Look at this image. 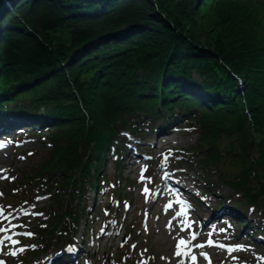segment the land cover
Instances as JSON below:
<instances>
[{
  "label": "trees",
  "instance_id": "16d2710c",
  "mask_svg": "<svg viewBox=\"0 0 264 264\" xmlns=\"http://www.w3.org/2000/svg\"><path fill=\"white\" fill-rule=\"evenodd\" d=\"M228 1L0 0V137L45 133L52 148L10 195L52 198L41 237L61 248L82 221L89 232L90 192L110 182L119 202L127 197L125 133L145 141L190 127L195 148L173 159L200 168L218 209L264 240V31L232 19L212 49L194 20L213 15L222 26L231 16L218 6ZM63 28L70 42L55 44L50 34ZM192 199L199 212L210 208Z\"/></svg>",
  "mask_w": 264,
  "mask_h": 264
},
{
  "label": "rangeland",
  "instance_id": "374dc122",
  "mask_svg": "<svg viewBox=\"0 0 264 264\" xmlns=\"http://www.w3.org/2000/svg\"><path fill=\"white\" fill-rule=\"evenodd\" d=\"M223 6V4L218 6L219 15L223 14L224 17L229 14L231 17H228L222 23V26L219 22V25H216L217 19L213 15H208L202 19L194 18L198 29H200V33L204 34L203 37L205 39L211 37L212 49H214L215 45L213 43L214 40L220 41L223 39L222 35H224L223 32L226 24L230 25L232 19L235 20L236 25H239V28L242 27L240 24L243 25L246 21L249 22L250 20L255 23L253 26L254 29L257 27L259 30L264 31V0H229L227 5L224 6L225 8ZM249 13L251 16H248ZM244 14L247 18H244L245 16L241 17ZM245 24L248 23L246 22ZM204 30L209 31V34L207 32L208 36L206 33H203L205 32ZM217 35H220V39H215ZM50 37L55 44H68L70 42V35L66 28L61 29L60 32L51 33ZM184 128L164 138L156 137L154 139H148L149 143H145L144 148H151V159L149 160L140 156L132 148L131 153L126 156V163L123 168V184H130V188L128 186L123 187V195L127 196V194H130V198H132L131 202L124 203V208L127 207L126 217H122L121 219V215L119 216L123 223H114V220L110 219L114 217H107L109 214L104 209L108 202L112 204L110 198L113 185H110L106 196L102 197V200L96 195L98 198L97 204L99 206L103 205V209L98 212L99 215L97 218L90 220L89 225L91 224L93 226V237L88 236L89 239L83 237L85 235V225L82 223L79 233L74 240L76 251H67L66 255L72 254L67 257L64 255V248L60 252V256L66 257L65 262H68V264H143L146 261V264H179V261L183 260L185 264H189V261L191 262L190 256H184L183 254L180 257L175 256L176 244L181 239H184L189 242V246L187 245V249L182 248V251L191 250V254L196 255L200 259L197 264H209V260L210 264H264V248L260 252L259 250L261 249L253 250L246 246L248 243L247 240L253 242L257 238L252 239L248 235H244V233L241 236L239 235L238 238H235L231 230L228 229L230 227L225 222L226 218L223 215L218 214V216H215L209 212L201 216L198 212H195V209L190 208V210L187 209L185 211L183 216L173 219L176 213L181 211V205L177 203V200L182 199L179 191L183 189L187 193L195 194L202 200H206L213 210L218 209L217 197L208 196L202 192L200 180L204 178L202 177L200 168L194 166V169L192 168L193 170L190 173L185 171L184 175H178L180 172L176 174L170 173L172 161L169 156L173 154L171 151L175 148H195L198 141V132L195 129L190 127ZM187 128H190V130ZM44 134H41L37 139L23 138L14 141L10 140L19 137L16 135L9 139L11 143H8L9 140L6 142L4 153H0V170H6L0 171V176L8 177L7 179H0L1 204H4L6 201H4L5 194L9 192L10 187L14 186V188H17L16 191H18L20 186L22 187L21 184L23 182H27L28 184L26 179H28L29 175H33L38 167L49 159V153L52 148L46 139L47 134ZM29 153H32V155H29ZM20 157H24V159H20ZM164 157H168L167 163L163 162ZM150 161H153L151 167L149 164ZM108 162L107 168L109 174H116L115 165L111 158ZM142 169H144L145 179L140 181ZM150 172H153L152 183H149L150 178H148ZM13 177L15 179H12ZM170 183H173L175 186H170ZM145 187L148 188L147 193L143 191ZM24 189H29L28 193L30 195L33 193L32 185H28ZM220 191L224 195L230 194L226 188H222ZM37 195L40 196L41 193ZM41 197H46V199H33V204L29 207H21L13 212L12 214L16 216L14 219L4 220L0 218V226L5 228H9L14 222L18 224L16 229L13 228L11 231L3 234L11 235L13 239H19L21 241L19 245H12L9 241H5L7 247L0 246L2 249L0 251V258H3L5 264H24V258L30 256H33L36 260L28 264H52L51 261L54 262L57 257H60L53 251V242L51 243L49 240L37 236L22 240V237L26 238L27 236H17L15 233L16 231H34L35 228H38V222L32 220V218H42L41 220L47 221L46 216L50 212L48 208L52 209L54 204H52V198L50 196ZM238 197L236 195L234 198L238 199ZM90 198H95V193L92 191L90 192ZM168 204H172V207L166 208ZM113 206L117 208L116 204H113ZM94 207L95 205L90 202L88 205L89 219H91ZM40 208H44L43 215H35L34 213H38ZM121 212L126 213L123 210ZM217 212L219 213V210ZM169 221H171V227H167ZM193 221L195 223H191ZM185 223H190L191 227L181 231ZM212 225H216L217 229H228L226 233L214 232L212 236L214 241L225 242L232 246L238 244L246 247L230 255L225 250L218 249L217 247L206 246L203 249L194 248L195 244L204 243L209 239L208 232L212 231ZM193 232L198 234L195 241L191 239ZM226 236L228 237L227 239H225ZM85 239L86 241H84ZM25 243H34L36 249L33 247H25ZM44 245L49 248V251L45 253L41 252V256L37 259V256H35L36 251H38L37 248L40 250ZM18 247H25V251L23 253L17 252L15 256L12 255L11 253L16 251ZM201 251L208 254L209 260L200 257L199 253ZM121 254L127 257L126 261L122 260Z\"/></svg>",
  "mask_w": 264,
  "mask_h": 264
},
{
  "label": "snow or ice",
  "instance_id": "6c2138e0",
  "mask_svg": "<svg viewBox=\"0 0 264 264\" xmlns=\"http://www.w3.org/2000/svg\"><path fill=\"white\" fill-rule=\"evenodd\" d=\"M8 143H11L10 141ZM6 147V143L3 142V141H0V148H4ZM171 151V150H169ZM29 155H32V153H29ZM20 159H24V157H20ZM164 163H167L168 162V157H164ZM0 171H6V170H0ZM166 175H170V174H166ZM8 177L6 176H0V179H7ZM12 179H15L14 177ZM145 179L144 177V169L141 170V173H140V181H143ZM144 193H147L148 192V188L145 187L143 189ZM179 191V190H177ZM0 196H2V194H0ZM37 200H41V199H46V197H40V196H37L36 197ZM177 203L181 205V211L177 212L176 213V216L173 217V219H175L176 217H180V216H183L185 211L187 209H189L191 206L190 204L185 201V200H177ZM10 207V206H9ZM34 207V205H33ZM172 207V204H168L166 205V208H171ZM35 215H39V216H42L43 213H34ZM9 216H11V213H9L7 216L5 215V208L3 206H0V218H3L4 220H8L9 219ZM191 223H195V221L191 222ZM171 221H169L167 227H171ZM18 227V225H15V224H11L9 228H5L3 226H0V234H3V233H6V232H9L11 231V229L13 228H16ZM191 227V224L190 223H185L184 226L181 228V231H184L185 228H190ZM229 227H231L229 225ZM228 231L227 228H220V229H217L216 228V225H212V231H209L208 232V237L209 239L204 242V243H197L194 245V248L196 249H203L205 248L206 246L207 247H217L218 249H221V250H225L229 255L232 254L233 252L235 251H238V250H242L244 248V246H241V245H235V246H230V245H227V244H224V243H217L216 241H214L212 239V236H213V233L214 232H217V233H226ZM17 236H27V237H31L33 236L34 234L31 233V232H17L16 233ZM197 233L193 232L192 235H191V239L193 241H195L197 239ZM228 237L226 236L225 239H227ZM5 241H9L12 245H19L21 243V241L19 239H13V237L11 235H0V245H3L4 247H7V244L5 243ZM189 242L185 241L184 239H181L177 244H176V251H175V256L176 257H180L182 254L184 256H190V259H191V262L192 264H197V256L196 255H192L191 254V250H186V251H182V248L183 249H187V245H188ZM31 247L35 248V245H32ZM133 247H135V245H133ZM25 251V248L24 247H18L16 251H13L11 254L12 255H16L17 252L19 253H23ZM67 251L69 252H75L76 249L74 247H69L67 249ZM146 251V250H145ZM200 257H203L205 260H209V257H208V254L201 251L199 253ZM163 259V258H162ZM233 259H235V257H233ZM0 264H4L3 261H0ZM143 264H146V261L143 262ZM179 264H185V262L183 260H180L179 261ZM209 264H210V260H209Z\"/></svg>",
  "mask_w": 264,
  "mask_h": 264
},
{
  "label": "bare ground",
  "instance_id": "6f19581e",
  "mask_svg": "<svg viewBox=\"0 0 264 264\" xmlns=\"http://www.w3.org/2000/svg\"><path fill=\"white\" fill-rule=\"evenodd\" d=\"M196 251V249H194ZM199 260V259H198ZM189 264H192V262H189Z\"/></svg>",
  "mask_w": 264,
  "mask_h": 264
}]
</instances>
